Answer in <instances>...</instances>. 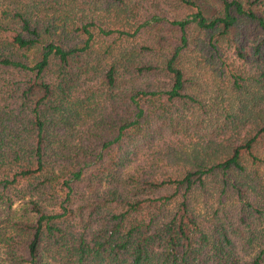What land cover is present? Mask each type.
<instances>
[{
	"label": "trees",
	"instance_id": "trees-1",
	"mask_svg": "<svg viewBox=\"0 0 264 264\" xmlns=\"http://www.w3.org/2000/svg\"><path fill=\"white\" fill-rule=\"evenodd\" d=\"M0 264H264V0H0Z\"/></svg>",
	"mask_w": 264,
	"mask_h": 264
}]
</instances>
